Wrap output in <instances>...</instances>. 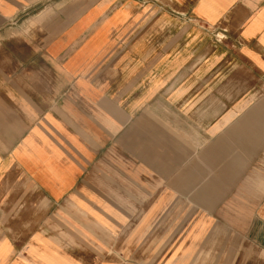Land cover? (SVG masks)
<instances>
[{
  "label": "crops",
  "instance_id": "obj_1",
  "mask_svg": "<svg viewBox=\"0 0 264 264\" xmlns=\"http://www.w3.org/2000/svg\"><path fill=\"white\" fill-rule=\"evenodd\" d=\"M0 264H264V0H0Z\"/></svg>",
  "mask_w": 264,
  "mask_h": 264
}]
</instances>
